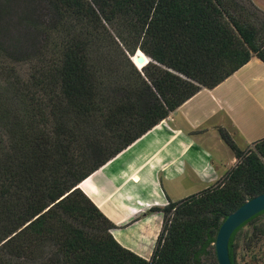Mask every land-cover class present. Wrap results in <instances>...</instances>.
<instances>
[{
	"label": "trees",
	"instance_id": "obj_1",
	"mask_svg": "<svg viewBox=\"0 0 264 264\" xmlns=\"http://www.w3.org/2000/svg\"><path fill=\"white\" fill-rule=\"evenodd\" d=\"M139 50L151 61L137 68ZM253 56L264 62V12L251 0H0V264L216 259L222 221L264 193V138L244 153L221 132L237 164L162 210L150 259L113 238L79 185ZM262 214L232 234L231 264L238 232ZM45 243L49 258L36 254Z\"/></svg>",
	"mask_w": 264,
	"mask_h": 264
},
{
	"label": "crops",
	"instance_id": "obj_2",
	"mask_svg": "<svg viewBox=\"0 0 264 264\" xmlns=\"http://www.w3.org/2000/svg\"><path fill=\"white\" fill-rule=\"evenodd\" d=\"M222 131L241 151L264 138V62L255 56L218 86L202 88L79 188L114 225L113 238L150 259L162 210L216 185L237 164Z\"/></svg>",
	"mask_w": 264,
	"mask_h": 264
},
{
	"label": "rangeland",
	"instance_id": "obj_3",
	"mask_svg": "<svg viewBox=\"0 0 264 264\" xmlns=\"http://www.w3.org/2000/svg\"><path fill=\"white\" fill-rule=\"evenodd\" d=\"M251 2L262 12H264V0H251ZM23 76L29 75V66H18L17 68ZM253 148V147H252ZM250 148L244 150V153L249 151ZM169 218L173 217V212L168 214ZM254 228L259 230L264 229V214L257 217L252 222L245 225L237 234V263L238 264H264V236L261 233H255ZM23 241L22 239L19 240ZM32 247V246H31ZM57 250L53 244L45 243L38 248L36 254L42 258H49ZM5 254V250L3 251ZM4 254L2 256H4ZM203 264H217L213 252L203 259Z\"/></svg>",
	"mask_w": 264,
	"mask_h": 264
},
{
	"label": "water",
	"instance_id": "obj_4",
	"mask_svg": "<svg viewBox=\"0 0 264 264\" xmlns=\"http://www.w3.org/2000/svg\"><path fill=\"white\" fill-rule=\"evenodd\" d=\"M138 52H140V55L136 56ZM134 58L135 60H131L137 68L151 61V59L140 50L136 52ZM262 212H264V193L248 199L222 221L214 241L218 264H231L229 257V241L232 234L244 223Z\"/></svg>",
	"mask_w": 264,
	"mask_h": 264
},
{
	"label": "built area",
	"instance_id": "obj_5",
	"mask_svg": "<svg viewBox=\"0 0 264 264\" xmlns=\"http://www.w3.org/2000/svg\"><path fill=\"white\" fill-rule=\"evenodd\" d=\"M252 148V147H251ZM262 162H263V164H264V157L262 158Z\"/></svg>",
	"mask_w": 264,
	"mask_h": 264
}]
</instances>
